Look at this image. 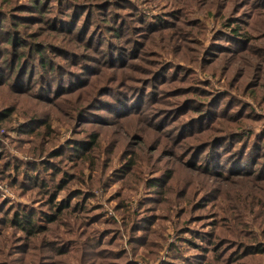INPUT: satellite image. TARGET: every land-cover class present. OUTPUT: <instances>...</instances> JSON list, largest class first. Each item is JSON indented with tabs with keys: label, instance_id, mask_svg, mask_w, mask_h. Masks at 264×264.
Here are the masks:
<instances>
[{
	"label": "rangeland",
	"instance_id": "374dc122",
	"mask_svg": "<svg viewBox=\"0 0 264 264\" xmlns=\"http://www.w3.org/2000/svg\"><path fill=\"white\" fill-rule=\"evenodd\" d=\"M0 69V264H264V0H0Z\"/></svg>",
	"mask_w": 264,
	"mask_h": 264
},
{
	"label": "trees",
	"instance_id": "16d2710c",
	"mask_svg": "<svg viewBox=\"0 0 264 264\" xmlns=\"http://www.w3.org/2000/svg\"><path fill=\"white\" fill-rule=\"evenodd\" d=\"M235 32H237L236 28L231 29V36L239 37L238 34ZM245 40H246V38H245ZM9 41H11V38H9ZM1 71L2 70L0 69V72ZM2 111H4V112L0 113V121H2L3 119L5 120L8 118H11L15 112L14 109H9V108H5ZM20 130L21 129H19V131ZM41 169H43L42 166H36L33 170H30V171H31V173L32 172L34 173L32 180L37 182L38 187L44 185V188H38V189L40 190V195L46 201V203H47L46 206L49 207L50 211L44 212L43 215H40L38 213H35V214L31 213L27 210H24L23 208H18V210H19L18 213L16 215H13L11 218H9L8 215L5 216L6 215L5 212L7 210L4 211V218H6V222H10V223L12 222V223H14L15 226H19L25 232L32 233V234H35L39 230L44 231L45 229H47V228H45L46 227L45 225L57 221L59 219L61 213H62V208H66L68 206L67 204L61 205V204L55 202V198H56L55 192L52 194L47 192L48 188H47L46 182L44 181L41 174L38 176V172ZM17 172L19 173V175L25 174L23 172L22 167L18 168ZM7 173L9 175L10 172H7ZM28 173H30V172H28ZM62 180H63V182L65 181V179H62ZM27 181H30V179ZM14 183H15V181H14ZM16 183H21V180L17 179ZM24 183H26V182H24ZM24 185H26V184H24ZM155 185H157V183H155ZM1 209H3V208H1ZM91 259H92V256L89 255V256H87L86 261L88 262Z\"/></svg>",
	"mask_w": 264,
	"mask_h": 264
}]
</instances>
